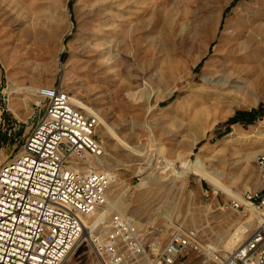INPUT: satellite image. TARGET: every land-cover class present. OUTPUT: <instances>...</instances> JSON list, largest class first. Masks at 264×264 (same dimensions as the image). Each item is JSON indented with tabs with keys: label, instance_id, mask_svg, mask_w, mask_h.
<instances>
[{
	"label": "rangeland",
	"instance_id": "374dc122",
	"mask_svg": "<svg viewBox=\"0 0 264 264\" xmlns=\"http://www.w3.org/2000/svg\"><path fill=\"white\" fill-rule=\"evenodd\" d=\"M101 2L112 6L91 35ZM258 59L264 0H0V163L60 86L96 119L110 165L105 196L119 205L108 214L132 218L156 247L178 223L230 250L256 226L255 213L230 202L261 186L264 117L226 121L264 107ZM79 241L65 264H99Z\"/></svg>",
	"mask_w": 264,
	"mask_h": 264
},
{
	"label": "built area",
	"instance_id": "2783aa9c",
	"mask_svg": "<svg viewBox=\"0 0 264 264\" xmlns=\"http://www.w3.org/2000/svg\"><path fill=\"white\" fill-rule=\"evenodd\" d=\"M70 98L60 86L51 90L18 151L0 163V264H64L82 218L104 203L111 175L97 165L104 149L96 119ZM256 166L259 190L230 202L243 216L253 209L256 226L232 249H217L199 228L178 223L156 247L132 218L113 212L89 236L99 264H264V155Z\"/></svg>",
	"mask_w": 264,
	"mask_h": 264
},
{
	"label": "bare ground",
	"instance_id": "6f19581e",
	"mask_svg": "<svg viewBox=\"0 0 264 264\" xmlns=\"http://www.w3.org/2000/svg\"><path fill=\"white\" fill-rule=\"evenodd\" d=\"M111 7V3L109 2H101V3H97L93 6V8H91L90 10V16L91 18L95 19L96 20V23L94 24V26L92 28L89 29V33L91 35H97V32H96V26L99 27L101 25V20L102 18H104L105 16H107V7ZM94 20V22H95ZM93 22V20H92ZM225 37V36H224ZM89 50V49H88ZM230 50V49H229ZM223 58V57H222ZM225 58V57H224ZM215 59V58H214ZM221 61V60H220ZM93 63V62H92ZM245 67V66H244ZM217 68V67H216ZM247 70V69H246ZM218 71V70H217ZM253 72L255 73V78H256V81H260V78L262 76H264V60L262 59H258L256 64L254 65V68H253ZM264 79V78H262ZM261 79V80H262ZM262 82V81H261ZM264 83V82H262ZM262 85V84H261ZM219 90V89H218ZM237 90L242 93L243 90L241 88H237ZM27 91H29L27 88H21L19 89V92L20 93H23L25 94ZM260 91V90H259ZM49 93V92H48ZM15 95L19 94V93H14ZM13 93H10L8 96H11V95H14ZM45 94L41 95V96H44ZM48 95V94H47ZM203 102V101H202ZM71 103L73 104L74 102L71 101ZM231 103V102H230ZM75 105V104H73ZM76 106V105H75ZM78 107V106H77ZM87 110V108H85ZM88 111V110H87ZM94 113V112H92ZM96 114V113H95ZM120 140V139H119ZM120 143L122 144L121 146L123 147H128L123 141L120 140ZM180 153V152H179ZM107 153L104 152V156L97 161V165L100 166V168H105V169H109V166L108 165V161L109 158H107ZM168 164V163H166ZM111 199V198H110ZM108 197L105 196V200H104V206H105V209L101 212V214L99 215V217H97L96 219H94L92 222L90 221L91 219H93V216L92 214L91 215H87L85 217L82 218V223H83V231H82V235L80 237V240L83 239V241H88L89 242V236L93 234L95 228L97 227V224H100L99 222L101 221L102 219V216H107L108 214V211H112L114 209L112 208H116V207H119L118 205V202H114L112 200H110ZM235 200L237 201H241V197H237V198H234ZM118 211V210H117ZM251 213H255L253 212V209L250 211ZM256 214V213H255ZM256 218H258L257 215H255ZM251 222V221H250ZM250 226V223L249 222H245L244 225H242L241 229L239 230L238 233H240L242 235V233L245 231V229L249 228ZM238 235V234H237ZM238 238V237H237ZM233 239V238H232ZM231 239V240H232ZM233 241V240H232ZM80 242V241H79ZM237 243V242H236ZM79 245V244H78ZM76 249V248H75ZM69 256V255H68ZM68 258V257H67ZM67 258L65 260V262H67ZM64 262V264H65Z\"/></svg>",
	"mask_w": 264,
	"mask_h": 264
},
{
	"label": "trees",
	"instance_id": "16d2710c",
	"mask_svg": "<svg viewBox=\"0 0 264 264\" xmlns=\"http://www.w3.org/2000/svg\"><path fill=\"white\" fill-rule=\"evenodd\" d=\"M262 117H264V107H258L257 109L252 111H239L236 112L233 117L229 118L226 121V125L227 127H229L231 124L238 122L243 124H251L257 118L261 119Z\"/></svg>",
	"mask_w": 264,
	"mask_h": 264
}]
</instances>
